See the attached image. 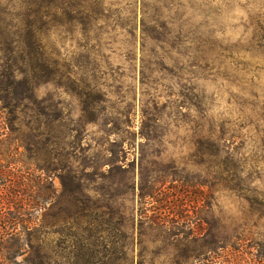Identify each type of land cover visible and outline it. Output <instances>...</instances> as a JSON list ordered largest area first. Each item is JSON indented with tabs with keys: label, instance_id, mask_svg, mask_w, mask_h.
Listing matches in <instances>:
<instances>
[{
	"label": "rangeland",
	"instance_id": "obj_1",
	"mask_svg": "<svg viewBox=\"0 0 264 264\" xmlns=\"http://www.w3.org/2000/svg\"><path fill=\"white\" fill-rule=\"evenodd\" d=\"M13 57L62 119L20 132L54 194L0 264H264V0H0Z\"/></svg>",
	"mask_w": 264,
	"mask_h": 264
},
{
	"label": "trees",
	"instance_id": "obj_2",
	"mask_svg": "<svg viewBox=\"0 0 264 264\" xmlns=\"http://www.w3.org/2000/svg\"><path fill=\"white\" fill-rule=\"evenodd\" d=\"M77 3L82 6L83 2ZM12 60L13 65L4 69L0 77V112L7 115L14 114L12 120L9 119L5 124L13 136L10 141L6 139V143L10 146L16 145V153H12V159L0 165V258L6 260L22 255L20 253L24 250V243L21 244V227L24 228L25 221L23 217L29 210L37 211L44 208L45 202L49 200L47 192H50L48 194L50 197L54 194L50 176L43 177V174H40L32 180L26 178L25 175H28L27 171L31 168L36 172L46 173V171L38 165L37 156L26 158L24 154L18 153L19 148L26 149V142L21 138L20 132L27 127L36 132L34 137L39 140L45 128L51 129L62 119L57 106H46L36 95L39 84L34 80L50 71L44 72L43 69L42 72H36L29 77L28 70L21 68L15 57ZM46 66L49 65L46 63ZM40 67L45 68V64ZM81 101L84 116L90 113L89 109L92 105L86 99ZM25 115H29L27 123L23 120ZM17 155L19 156L16 157Z\"/></svg>",
	"mask_w": 264,
	"mask_h": 264
}]
</instances>
